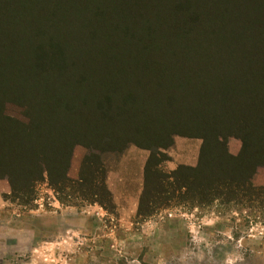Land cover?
Wrapping results in <instances>:
<instances>
[{"label":"trees","instance_id":"obj_1","mask_svg":"<svg viewBox=\"0 0 264 264\" xmlns=\"http://www.w3.org/2000/svg\"><path fill=\"white\" fill-rule=\"evenodd\" d=\"M144 109L168 117L154 137ZM174 135L201 139L198 161L165 173ZM75 144L86 151L71 180ZM129 144L150 151L139 216L160 198L264 203L251 183L264 165V0H0V176L12 191L46 175L62 201L111 206L102 157Z\"/></svg>","mask_w":264,"mask_h":264},{"label":"rangeland","instance_id":"obj_2","mask_svg":"<svg viewBox=\"0 0 264 264\" xmlns=\"http://www.w3.org/2000/svg\"><path fill=\"white\" fill-rule=\"evenodd\" d=\"M143 134L154 137L157 118L144 109ZM166 115V111H160ZM201 139L174 135L160 168L169 173L179 165L195 166ZM230 155L241 150V140H226ZM85 147L75 144L67 172L79 177ZM148 149L129 144L121 154H107L105 183L111 206L87 202L76 193H59L46 175L13 192L0 176V264H264V203L218 197L210 204L181 202L177 198L148 204L152 213L139 216ZM251 183L262 189L264 165H258ZM67 192L70 191L66 188Z\"/></svg>","mask_w":264,"mask_h":264}]
</instances>
